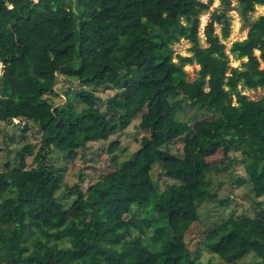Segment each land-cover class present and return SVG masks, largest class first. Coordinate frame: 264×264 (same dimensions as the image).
<instances>
[{
    "label": "trees",
    "instance_id": "obj_1",
    "mask_svg": "<svg viewBox=\"0 0 264 264\" xmlns=\"http://www.w3.org/2000/svg\"><path fill=\"white\" fill-rule=\"evenodd\" d=\"M210 2L0 0V120L31 121L40 138L19 151L17 167L0 170V264H196L185 234L195 229L198 204L212 197L208 174L227 169L235 149L255 211L222 218L200 240L227 263L253 254L264 264L257 201L264 196V93L250 99L237 87L264 86V14L230 47L235 58L247 57L240 70L214 31L218 23L221 37L229 35L230 0L206 24L208 46L199 44L197 15ZM256 4L264 0H238L245 21ZM180 38L191 54L173 60ZM193 62L198 75L187 80L183 66ZM59 79L78 83L69 90L84 107L74 108L70 91L55 106ZM122 81V98L116 92L101 106L91 87ZM130 125L141 131L135 150L123 159L112 154V169L87 188H63L74 194L64 203L63 172L44 151L55 147L73 160L90 140L112 151L119 141L111 134ZM32 153L36 164L28 165Z\"/></svg>",
    "mask_w": 264,
    "mask_h": 264
},
{
    "label": "rangeland",
    "instance_id": "obj_2",
    "mask_svg": "<svg viewBox=\"0 0 264 264\" xmlns=\"http://www.w3.org/2000/svg\"><path fill=\"white\" fill-rule=\"evenodd\" d=\"M206 1V0H204ZM222 0H211L209 6L197 15L199 18V44L201 47L208 46L206 34L204 29L209 21L213 12H220L224 8ZM226 13L230 19V31L226 38L221 37V29L218 23L214 24V31L220 36L221 41L224 43L225 50L229 56L230 66L237 67L243 70V61L247 59L246 56L242 58H235V55L231 52L230 47L235 40H241L246 37L247 29L250 21L257 18L260 14H264V5L256 4L255 9L250 12L248 19L245 21L242 15L239 13L238 0H230L229 5L226 7ZM191 43L185 39L180 38L175 42L172 47L174 49L173 60H176V54L190 55L191 51L189 46ZM259 49H254V54L259 56ZM260 67L264 66L262 60H260ZM184 69L186 71V79L193 80L198 75L199 64L196 62L185 63ZM3 63L0 60V74L2 73ZM78 84L76 81H65L59 79L56 83V91L59 95H54L53 100L55 106L65 101V95L63 91H70L69 85ZM124 81L119 86H95L91 87L97 95L101 98L100 105L106 104L107 99L118 92V96L122 98V86ZM237 87L241 89V92L246 94L250 99H258L264 93V86L256 88H249L242 86L241 81ZM70 100L75 103L74 108L76 110L85 106V103L75 97L70 91ZM233 101H235L233 97ZM193 107H187L186 110L181 113L182 118H186ZM136 123L133 121L131 124ZM36 125L28 120L20 118H12L11 120H0V170L7 168H15L18 166V162L21 158L19 151L23 149L26 144H33L36 147L40 142L39 134L36 130ZM141 135V131L130 125L126 131L117 130L110 136V140L118 139L119 143L112 151H108V142L104 140H90L85 148L80 149L77 152L76 157L70 160L65 152L57 150L55 147L46 149L43 153L44 160L51 165L60 168L63 172V180L61 188L58 192L63 198V202H70L74 194L70 192H64L63 188L77 185L80 189L87 188L91 183L98 180L104 173L112 169L109 158L112 154H117L120 159L126 157L127 153L135 150L136 141ZM236 156L237 159L228 164L227 169L221 171H215L208 174L209 185L212 188V197L204 200L198 204V219L193 223L194 230L187 231L185 234L186 245L193 250L192 258L196 264H262L260 259L253 254H247L242 256L234 263H227L223 259H220L216 254L211 252L208 246L200 240V235H204L210 228L216 226L221 219L244 216L245 214H252L254 210V200L248 194V174L245 170L242 151L235 149L230 151V157ZM27 164L34 165V153L26 155ZM156 166V165H155ZM158 168H153L152 175L157 178ZM157 172V173H156ZM164 177L160 178V187L164 188ZM228 195L227 203L222 205L220 199L225 198ZM257 201L264 207V196L257 198ZM131 215H141L144 212L132 209Z\"/></svg>",
    "mask_w": 264,
    "mask_h": 264
}]
</instances>
